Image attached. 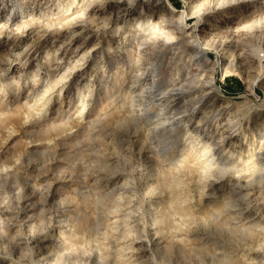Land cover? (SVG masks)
I'll use <instances>...</instances> for the list:
<instances>
[{
    "label": "rangeland",
    "instance_id": "374dc122",
    "mask_svg": "<svg viewBox=\"0 0 264 264\" xmlns=\"http://www.w3.org/2000/svg\"><path fill=\"white\" fill-rule=\"evenodd\" d=\"M263 134L264 0H0V264H264Z\"/></svg>",
    "mask_w": 264,
    "mask_h": 264
},
{
    "label": "bare ground",
    "instance_id": "6f19581e",
    "mask_svg": "<svg viewBox=\"0 0 264 264\" xmlns=\"http://www.w3.org/2000/svg\"><path fill=\"white\" fill-rule=\"evenodd\" d=\"M212 1V0H211ZM222 1V0H221ZM233 1V0H232ZM89 3V2H88ZM128 3V2H127ZM212 3V2H211ZM221 3V4H220ZM215 4V3H214ZM226 4V3H225ZM223 2H219L217 5H216V7L214 6V8L215 9H217V8H220V7H222V6H224L225 5ZM90 5V4H89ZM213 5V4H212ZM170 7H171V5H170ZM3 8V7H2ZM87 8V7H86ZM203 8V7H202ZM201 9V8H200ZM199 9V10H200ZM206 10V9H205ZM210 10V9H209ZM201 11V10H200ZM203 11V10H202ZM168 12H170V11H168ZM165 18H167V19H169V16H167V13L165 14V17H164V19ZM166 19V20H167ZM183 20H184V11L183 12H181V15H180V17H179V20H177L176 21V25H174V27L175 28H177V30H180L179 29V26H181L182 24H183ZM169 21L172 23L174 20H172V19H169ZM175 22V21H174ZM258 23H260V21H257V23L256 24H258ZM179 25V26H178ZM117 27V26H116ZM174 30V29H173ZM163 31V30H162ZM190 31V30H189ZM159 33V32H158ZM168 34V33H167ZM176 34V33H175ZM177 35V34H176ZM173 36V35H172ZM177 38V37H176ZM185 38V37H184ZM166 43V42H165ZM177 43V42H176ZM246 45V44H245ZM151 46V45H150ZM246 47V46H245ZM161 49V48H160ZM156 50V49H155ZM174 50V49H173ZM187 50L188 51H190L191 53H193V56H196V60H201V61H204V62H207V57L205 56L206 55V53H205V50H204V48L202 47V45L199 43V41L198 40H193L192 42H190L189 44H188V48H187ZM259 50V49H258ZM82 53V52H81ZM157 53H160V52H157ZM86 54V53H85ZM163 55V54H162ZM240 55V54H239ZM192 56V55H191ZM252 56V55H251ZM82 57V56H81ZM184 57V56H183ZM256 57V56H255ZM82 60V59H81ZM184 60V59H183ZM190 60H191V58H190ZM84 61V60H83ZM192 62H193V65H196V67L197 68H200V67H202L201 65H199V63L198 62H195L194 60H191ZM160 63V62H159ZM235 63V62H234ZM78 64V63H77ZM167 64V63H166ZM208 64V63H207ZM218 64V63H217ZM186 65H187V63H186ZM158 66V65H157ZM162 66V65H161ZM182 66V65H181ZM189 66H190V63H189ZM188 66V67H189ZM177 67V66H176ZM187 67V68H188ZM192 67V66H191ZM155 68V67H154ZM158 68V67H157ZM156 68V69H157ZM172 68V67H171ZM197 68H196V70H197ZM67 69V68H66ZM185 69V68H184ZM159 70V69H158ZM170 70V69H169ZM189 69H186V71H188ZM146 71V70H145ZM153 71V70H152ZM162 71V70H161ZM199 71V70H198ZM207 71V70H206ZM163 72L164 71H162V73L161 74H163ZM154 72H151V73H149V75H146L147 77V79H149L150 81H151V85L150 86H152L153 87V90L152 91H150L149 93H151V92H154L153 93V95L151 96V94L148 96V102L149 103H151L152 105H155V106H163V107H161L160 109H163L164 108V106H165V94H167V93H172V92H174V91H176L177 93H182V91L180 90V88H170V89H164L165 88V86H163V85H159V84H156L157 82V80H156V78H155V74H153ZM159 73V72H158ZM181 73V72H180ZM186 74V73H185ZM136 75V74H135ZM143 75V74H142ZM167 75V74H166ZM187 75V74H186ZM199 76V75H198ZM139 77V76H138ZM182 77V76H181ZM186 77V76H185ZM162 78H164L163 76H162ZM192 78V77H191ZM214 78V77H213ZM60 80H59V82H62V80L64 79V73L63 74H61V76H60V78H59ZM66 79V78H65ZM168 79V78H167ZM193 79V78H192ZM65 81V80H64ZM144 81V80H143ZM159 81V80H158ZM182 81V80H181ZM204 81V80H203ZM148 82V81H147ZM183 82V81H182ZM159 83V82H158ZM191 83V82H190ZM200 83V82H199ZM205 83V82H204ZM135 84V83H134ZM207 84V83H206ZM57 85V84H56ZM149 85V84H148ZM180 85V84H179ZM187 85V84H186ZM145 86V85H144ZM183 86V85H182ZM208 86L211 88V89H216V86L217 85H215V82L212 80V79H208ZM147 87V86H146ZM152 87H151V89H152ZM148 88V87H147ZM191 88V87H190ZM199 89V88H198ZM187 90V89H186ZM190 90V89H189ZM196 90V89H195ZM197 91V90H196ZM205 91V90H204ZM136 92V91H135ZM134 94H136V93H134ZM202 94V93H201ZM182 95V94H181ZM200 95V94H199ZM131 96H132V94H131ZM135 97V96H134ZM144 98V97H143ZM132 99H133V97H132ZM139 99V98H138ZM145 99V98H144ZM194 99V98H193ZM133 100H135V99H133ZM168 100V99H167ZM166 100V101H167ZM190 100V99H189ZM136 101V100H135ZM147 101V100H146ZM194 101H195V99H194ZM173 102V101H172ZM149 103H148V105H149ZM147 105V106H148ZM151 105V106H152ZM167 105V104H166ZM172 105V104H171ZM186 105V104H185ZM138 106V105H137ZM187 106V105H186ZM168 107V106H167ZM166 108V107H165ZM175 108V107H174ZM159 109V108H158ZM167 109V108H166ZM153 110V109H152ZM190 110V109H189ZM138 111V110H137ZM158 111V110H157ZM171 111V110H170ZM162 112V111H161ZM179 112V111H178ZM133 113V112H132ZM138 113V112H137ZM147 113H149V112H146L145 111V113H142V115H143V117H140L141 119L143 118L144 120H150V118H152L153 120H151V121H154V122H156L155 120H158V122H156L155 124L156 125H158L160 122H161V119L160 118H162V116H160V113H156L155 114V116L154 117H152V116H150V118H148V115H147ZM164 114V113H163ZM137 115V114H136ZM140 115V114H139ZM141 115V116H142ZM165 115V114H164ZM214 116V115H213ZM168 117V116H167ZM159 119H160V121H159ZM163 119H164V117H163ZM169 119V118H168ZM239 120V119H238ZM199 121V120H198ZM201 122V121H200ZM223 122V121H222ZM167 123V122H166ZM161 124V123H160ZM177 124V123H176ZM237 124V123H236ZM241 124V123H240ZM162 125H163V122H162ZM231 125H232V122H231ZM234 125V124H233ZM158 127V126H157ZM167 127V126H166ZM226 127V126H225ZM231 127V126H230ZM153 128H156V127H154L153 126ZM163 128V127H162ZM154 130V129H153ZM232 130V129H231ZM156 131V130H155ZM164 131V130H163ZM237 132V131H236ZM148 133H150V132H148ZM264 135V134H263ZM220 136H222V135H220ZM223 137V136H222ZM151 139V138H150ZM159 140H160V137L158 138ZM262 139V138H261ZM260 139V140H261ZM157 141V140H156ZM162 142V141H161ZM217 143V142H216ZM260 145V144H259ZM203 153V152H202ZM205 154V153H204ZM203 154V155H204ZM206 155V154H205ZM216 155V154H215ZM213 159V158H212ZM244 160H246V159H244ZM206 161V160H205ZM222 161V160H221ZM209 164V163H208ZM215 164V163H214ZM213 164V165H214ZM127 165V164H126ZM215 166V165H214ZM263 167V168H262ZM249 168L251 169V172L254 174V172H257V177L258 178H260L259 180H260V182H261V180L262 181H264V175L261 173L262 172V170L264 169V143H262L261 145H260V147H259V150L258 151H256V153H254L253 154V156L251 157V159L249 160ZM249 168H247V169H249ZM249 169V170H250ZM225 170H228V168L227 169H219V171H225ZM230 171V170H229ZM259 171V172H258ZM129 172V171H128ZM206 172V171H205ZM227 172V171H226ZM247 172V171H246ZM247 173H249V172H247ZM101 174V173H100ZM227 174H228V172H227ZM253 174H250V176H246L245 175V177H242V176H240L239 177V174L237 175V176H233V177H229L230 178V180H232L233 178H236V179H238V184H236V185H234V188H232L231 190L233 191V195H234V197H232L231 196V198H232V200L230 201V205L232 204L233 206H235V205H237V207L238 206H242V205H244L245 207H251L250 205H256V195H258V194H256V191H257V189L254 187V186H256V184H255V181L253 180L254 178H253ZM256 174V173H255ZM254 174V175H255ZM251 176H252V178L253 179H251ZM213 177V176H212ZM250 177V178H249ZM254 177H256V175L254 176ZM256 177V178H257ZM200 179V178H199ZM212 179V178H211ZM209 182V181H208ZM228 182V181H227ZM197 183V182H196ZM199 183H200V181H199ZM259 183V182H258ZM51 184V183H50ZM207 184V183H206ZM199 185V184H198ZM51 186V185H50ZM233 186V185H232ZM136 187V186H135ZM124 188H125V186H124ZM131 189V188H130ZM261 191V190H260ZM132 193V192H131ZM136 194V193H135ZM230 194V193H229ZM256 194V195H255ZM260 194V193H259ZM120 195V194H119ZM140 195V194H139ZM124 196V195H123ZM149 196V195H148ZM20 197V196H19ZM132 197V196H131ZM133 197H134V195H133ZM130 198V197H129ZM131 199V198H130ZM125 200V199H124ZM27 201V200H26ZM131 201V200H130ZM145 201V200H144ZM34 202V201H33ZM98 202V201H97ZM120 202V201H119ZM114 203V202H113ZM121 203V202H120ZM20 204V203H19ZM42 204V203H41ZM112 204V203H111ZM56 205V204H55ZM36 206V205H35ZM51 206V205H50ZM53 206V205H52ZM128 206V205H127ZM19 207V206H18ZM29 207V206H28ZM38 208V207H37ZM42 208V207H41ZM57 208V207H56ZM113 208V207H112ZM126 208V207H125ZM137 208V207H136ZM60 209V208H59ZM109 209V208H108ZM118 209V208H117ZM116 209V210H117ZM233 209V208H232ZM248 209V208H247ZM122 210V209H121ZM18 211V210H17ZM20 211V210H19ZM23 211V210H22ZM115 211V210H114ZM43 213V212H42ZM50 213V212H49ZM23 215V214H22ZM39 215V214H38ZM50 215V214H49ZM55 215V214H54ZM24 216V215H23ZM48 217V216H47ZM234 218V217H233ZM17 219V218H16ZM44 219V218H43ZM12 220V219H11ZM66 220V219H65ZM64 220V221H65ZM139 220V219H138ZM23 221V220H22ZM60 221V220H59ZM50 222V221H49ZM70 222V221H69ZM1 223V222H0ZM5 223V222H4ZM62 223V222H61ZM3 224V223H2ZM17 224V223H16ZM46 224V223H45ZM233 224V223H232ZM11 225V224H10ZM43 225V224H42ZM33 226V225H32ZM36 226V225H35ZM145 226V225H144ZM29 228V227H28ZM32 229H33V227H31ZM38 228V227H37ZM136 228V227H135ZM233 228V227H232ZM1 229V228H0ZM39 229V228H38ZM137 229V228H136ZM39 230H41V228L39 229ZM133 230V229H132ZM27 231V230H26ZM33 231V230H32ZM31 231V232H32ZM43 231H44V229H43ZM136 231V230H135ZM52 232V231H51ZM133 232V231H132ZM19 233V232H18ZM39 233V232H38ZM37 233V234H38ZM137 233V232H136ZM140 233V232H139ZM252 233V232H251ZM28 234H29V231H28ZM34 234H36L35 232H34ZM36 234V235H37ZM18 235V234H17ZM19 235H20V233H19ZM31 235V234H30ZM142 235V234H141ZM22 236V235H21ZM38 236V235H37ZM148 236V235H147ZM251 236V235H250ZM22 237H25V236H22ZM28 237V236H27ZM26 237V238H27ZM39 237V236H38ZM141 237V236H140ZM144 237V236H143ZM23 239V238H22ZM29 239L30 240H34V235H31L30 237H29ZM29 239H27V241L29 240ZM125 242V241H124ZM130 242V241H129ZM26 243V242H25ZM140 243V242H139ZM147 244V243H146ZM33 245H35V244H33ZM39 245V244H38ZM29 246V245H28ZM21 247H22V245H21ZM143 248V247H142ZM31 249V248H30ZM29 249V250H30ZM40 249V248H39ZM259 249V248H258ZM33 250V249H32ZM96 252H98V251H96ZM32 253V252H31ZM40 253V252H39ZM43 253V252H42ZM35 254V253H34ZM93 254V253H92ZM25 255V254H24ZM262 256H264V253L263 254H261ZM95 256V255H94ZM26 257V256H25ZM29 257V256H28ZM54 258V257H53ZM38 259V258H37ZM43 263L42 264H47L48 263V260H50V259H48L47 258V255L46 256H43ZM261 259H263V258H261ZM100 260V259H99ZM32 261V260H31ZM55 261V260H54ZM97 261V260H96ZM262 261V260H261ZM31 263H33V262H31ZM39 263V262H38ZM93 264H94V262H92Z\"/></svg>",
    "mask_w": 264,
    "mask_h": 264
}]
</instances>
